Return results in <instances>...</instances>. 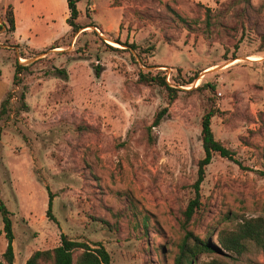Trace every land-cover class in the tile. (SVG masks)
Here are the masks:
<instances>
[{"label": "rangeland", "instance_id": "rangeland-1", "mask_svg": "<svg viewBox=\"0 0 264 264\" xmlns=\"http://www.w3.org/2000/svg\"><path fill=\"white\" fill-rule=\"evenodd\" d=\"M76 1L85 28L72 33L66 0H0V199L14 264L62 234L100 243L111 264H173L211 102L214 138L234 157L205 169L187 229L218 252L193 264H264L251 242L241 255L218 245L243 218H264V0ZM139 70L180 90L150 132L166 93L139 84ZM6 247L0 217V263Z\"/></svg>", "mask_w": 264, "mask_h": 264}, {"label": "trees", "instance_id": "trees-1", "mask_svg": "<svg viewBox=\"0 0 264 264\" xmlns=\"http://www.w3.org/2000/svg\"><path fill=\"white\" fill-rule=\"evenodd\" d=\"M76 0H66L68 8L67 24L71 28L72 33H77L85 27L77 25L75 22L78 18V11L76 8ZM5 19L9 30L14 31V19L10 8L5 11ZM3 25V23L1 24ZM260 45L264 46V35L260 38ZM52 49L56 47H51ZM130 49H136L134 44L129 45ZM25 70L18 63L15 65L13 75V85L17 86L21 83V72ZM98 73V72H97ZM96 73V74H97ZM194 76L192 80H196ZM137 82L144 86H158L163 88L166 93V106L155 113L151 125L147 128L150 132L152 128L159 126L162 119L168 114V106L173 103L178 97V88L171 86L166 82L164 76L160 73L151 74L150 72L138 71ZM192 82V81H191ZM181 85V84H180ZM214 91V86H208ZM10 97L2 101L0 104V120L8 116V108L10 104ZM18 100L20 106L17 111L25 108L24 93L21 92ZM211 102V99H210ZM219 111L212 106V102L205 113L202 115L200 122V136L203 157L197 162L196 179L192 184L193 197L182 211L181 228L184 232L183 237L178 245L177 254L174 256L173 264H193L196 258L204 253H216L217 247L208 239H201L194 235L192 231L188 230V224L193 215L200 207V186L205 178V169L210 164L214 155L220 158L233 160L234 152L227 149L221 142L214 138L211 129V119ZM150 140V139H149ZM52 205V198L49 194L47 216L50 217V209ZM0 217L2 223V233L7 240V247L2 255L5 264H14V253L12 248L13 234L12 224L9 218V212L0 199ZM256 245L264 257V218L263 217H249L243 218L232 231L220 233L218 236V245L227 252L241 255L247 248V243ZM76 254V255H75ZM0 263V264H4ZM24 264H111L110 256L106 249L100 244L96 243L89 245L85 242L74 241L68 239L66 235L60 236V243L57 247L51 250H37L33 252L25 261Z\"/></svg>", "mask_w": 264, "mask_h": 264}, {"label": "bare ground", "instance_id": "bare-ground-1", "mask_svg": "<svg viewBox=\"0 0 264 264\" xmlns=\"http://www.w3.org/2000/svg\"><path fill=\"white\" fill-rule=\"evenodd\" d=\"M239 60H237L235 63H237Z\"/></svg>", "mask_w": 264, "mask_h": 264}]
</instances>
